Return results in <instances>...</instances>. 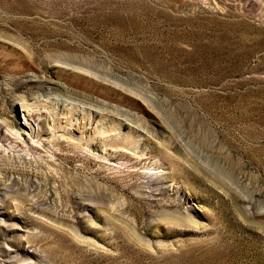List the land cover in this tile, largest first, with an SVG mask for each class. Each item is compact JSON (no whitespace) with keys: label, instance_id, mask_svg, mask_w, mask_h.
Segmentation results:
<instances>
[{"label":"rangeland","instance_id":"1","mask_svg":"<svg viewBox=\"0 0 264 264\" xmlns=\"http://www.w3.org/2000/svg\"><path fill=\"white\" fill-rule=\"evenodd\" d=\"M0 264H264V0H0Z\"/></svg>","mask_w":264,"mask_h":264},{"label":"bare ground","instance_id":"2","mask_svg":"<svg viewBox=\"0 0 264 264\" xmlns=\"http://www.w3.org/2000/svg\"><path fill=\"white\" fill-rule=\"evenodd\" d=\"M25 104V103H24ZM23 103H22V105H24ZM24 110V109H23ZM43 205L42 204H40V203H33V207H37V208H40V207H42Z\"/></svg>","mask_w":264,"mask_h":264}]
</instances>
